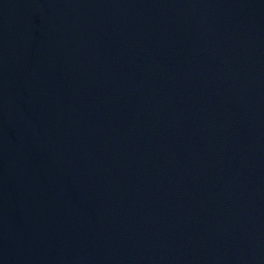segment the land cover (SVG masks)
I'll return each instance as SVG.
<instances>
[{"label":"water","instance_id":"obj_1","mask_svg":"<svg viewBox=\"0 0 264 264\" xmlns=\"http://www.w3.org/2000/svg\"><path fill=\"white\" fill-rule=\"evenodd\" d=\"M0 264H264V0H0Z\"/></svg>","mask_w":264,"mask_h":264}]
</instances>
